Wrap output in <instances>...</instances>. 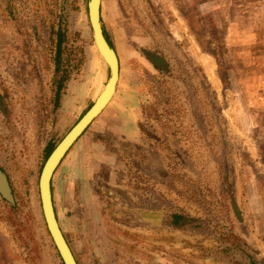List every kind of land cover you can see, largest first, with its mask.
Returning <instances> with one entry per match:
<instances>
[{"label": "rangeland", "instance_id": "374dc122", "mask_svg": "<svg viewBox=\"0 0 264 264\" xmlns=\"http://www.w3.org/2000/svg\"><path fill=\"white\" fill-rule=\"evenodd\" d=\"M221 1L102 0L116 93L52 182L80 264H264V0ZM57 26L72 81L55 109ZM108 77L82 0H0V173L13 197L0 196V235L13 264H62L40 209L44 150ZM174 213L204 231L172 230Z\"/></svg>", "mask_w": 264, "mask_h": 264}, {"label": "water", "instance_id": "95a60500", "mask_svg": "<svg viewBox=\"0 0 264 264\" xmlns=\"http://www.w3.org/2000/svg\"><path fill=\"white\" fill-rule=\"evenodd\" d=\"M101 6L102 0H88L87 17L95 49L108 70V81L89 110L68 132L46 160L38 180V195L43 221L62 264L77 263L56 219L51 192L54 174L74 144L112 102L119 81L120 72L117 55L108 45L103 35ZM0 196L6 202L13 204L11 188L2 173H0Z\"/></svg>", "mask_w": 264, "mask_h": 264}, {"label": "trees", "instance_id": "16d2710c", "mask_svg": "<svg viewBox=\"0 0 264 264\" xmlns=\"http://www.w3.org/2000/svg\"><path fill=\"white\" fill-rule=\"evenodd\" d=\"M82 1H83L85 10H86V5H87L88 0H82ZM221 2H224V1L222 0ZM226 2L227 0H225L224 4H226ZM193 7L194 6L190 8L191 11L193 10ZM54 28L55 27L51 28L53 32V36H54V51H53L54 57L52 59V85L54 87L53 106L56 109L59 107L60 101L63 95L65 94L68 84L72 81V72L65 65L66 29L64 27L57 26V30L56 32H54ZM103 35L108 45L113 49L110 36H109L110 34L104 26H103ZM140 53H142V55H145L143 54L144 51L142 50H140ZM56 147L57 145H55L52 142H48L46 144V147L44 150L45 159L49 158V156L55 150ZM51 192H52V201H53L56 219L60 226L59 212L57 211V208L55 207V204H54L53 186L51 187ZM167 225L172 230H177V231L203 232L205 229L204 223L202 221H199L198 219H193V218H190L188 216H185L183 214H178V213H174L168 217ZM60 229L62 231L61 227ZM63 236L72 252V255L76 263L80 264L78 255L75 252V249L73 248L72 242L69 240L68 236L65 235L64 233H63ZM14 261H15L14 252L6 245L3 237L0 235V264H13ZM251 264H256V263H251Z\"/></svg>", "mask_w": 264, "mask_h": 264}, {"label": "crops", "instance_id": "0c3cea01", "mask_svg": "<svg viewBox=\"0 0 264 264\" xmlns=\"http://www.w3.org/2000/svg\"><path fill=\"white\" fill-rule=\"evenodd\" d=\"M102 7V6H101ZM101 21H102V10H101ZM120 72V71H119ZM120 74V73H119ZM103 114V113H102ZM124 127H121L123 130H122V133L124 132H127L125 133V135L127 134L128 137L124 138V140H129L131 143L133 142H136V138L139 137V131L138 130H134L132 129V127H130V125L128 123H125L124 125H122Z\"/></svg>", "mask_w": 264, "mask_h": 264}, {"label": "flooded vegetation", "instance_id": "af4514ba", "mask_svg": "<svg viewBox=\"0 0 264 264\" xmlns=\"http://www.w3.org/2000/svg\"><path fill=\"white\" fill-rule=\"evenodd\" d=\"M155 62H156V61H155ZM156 63H158V62H156ZM251 263H255V262H254V261H251L250 264H251ZM256 264H257V263H256Z\"/></svg>", "mask_w": 264, "mask_h": 264}]
</instances>
